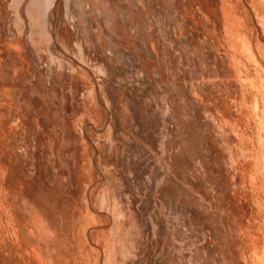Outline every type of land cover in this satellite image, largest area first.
<instances>
[{"label":"bare ground","instance_id":"1","mask_svg":"<svg viewBox=\"0 0 264 264\" xmlns=\"http://www.w3.org/2000/svg\"><path fill=\"white\" fill-rule=\"evenodd\" d=\"M38 2L15 14L4 7L8 0L0 3V159L8 166L0 185L20 192L10 206L5 201L10 209L0 210V264H137L141 253L133 242L142 245L146 233L159 235L147 262L162 256L158 263L168 264V248L183 243V264L187 258L210 264L217 250L231 264H264V0ZM107 49L109 58H123L117 70L127 84L124 123L101 134V108L86 68L110 76L116 63L107 60ZM152 120L165 131L172 126L176 143L169 134L161 138L157 126L152 130ZM197 129L203 141L195 140ZM56 133L60 143L53 149ZM188 144L206 155L212 172L193 170L181 151ZM71 157L82 197L63 243L51 201L55 173L60 182L67 178ZM142 159L151 162L145 167ZM51 160L62 164L59 172ZM102 160L118 164L111 175L125 190L113 188L123 210L115 214L116 238L119 226L107 235L106 221L91 225L100 198L108 197L97 192L89 173L102 169ZM176 179L200 197L183 194ZM66 250L72 263L60 259Z\"/></svg>","mask_w":264,"mask_h":264},{"label":"rangeland","instance_id":"2","mask_svg":"<svg viewBox=\"0 0 264 264\" xmlns=\"http://www.w3.org/2000/svg\"><path fill=\"white\" fill-rule=\"evenodd\" d=\"M13 1V2H12ZM23 1V2H22ZM33 1H34V3L35 4H38L39 2L38 1H40V0H8V5L7 4H4V0H0V3H3L4 4V7L5 8H7V9H9V11L11 10V11H13V14H15L16 13V9H18V10H21L26 4H27V2L29 3V2H32L33 3ZM36 1V2H35ZM42 1V0H41ZM145 1H148V0H145ZM13 3V4H12ZM18 5L17 7L18 8H16V6H13V5ZM21 4V5H20ZM9 5H10V8H8L9 7ZM27 5H32V6H34V4H27ZM26 5V6H27ZM40 4H38V5H35V6H39ZM8 6V7H7ZM20 6V7H19ZM24 7L23 9H26L27 7ZM30 6H29V8H30ZM31 6V7H32ZM15 8V9H14ZM19 8H21V9H19ZM249 8L247 7V10H248ZM189 10L191 11V10H193V11H191V13L193 14V12H194V15H196L197 14V12H196V10L194 9V8H189ZM15 11V12H14ZM248 12H250L249 10H248ZM251 16V22H252V24H258L259 26L262 24L261 23V20L260 19H258L259 21H257V19H256V17L253 15V14H251L250 15ZM253 18V19H252ZM254 21V22H253ZM259 23H261V24H259ZM264 23V22H263ZM254 26V25H253ZM154 30H151L150 32L152 33ZM243 35L244 34H246L245 33V31L243 30L242 32H241ZM50 34V33H49ZM259 34L260 35H262V36H264V33L262 32V31H260L259 30ZM51 35V34H50ZM51 38L53 39V42L54 43H56V41H55V36H52L51 35ZM130 43H132V42H130ZM135 44H137L136 42H134ZM139 45V44H138ZM131 47V45L130 44H127V47ZM129 47H128V49H129ZM141 46L139 45V49H141L140 48ZM49 48H50V46H49ZM131 48H133V47H131ZM131 51L130 52H132L134 49H130ZM118 49L117 50H115V52H117V55L119 54L118 53ZM108 49L105 51V53H104V55L106 56V57H108ZM120 55V54H119ZM131 55H132V53H131ZM135 55V54H134ZM72 56V55H71ZM141 56V55H140ZM73 57V56H72ZM111 58V57H110ZM109 57L107 58V60H109V62H111V59H110ZM117 58V59H116ZM116 58H114L115 59V62L114 63H116L115 65V67L113 68V70H112V73L110 74V76H108V77H104V76H100L99 74L97 75V73L95 72V71H93V73H92V69H90L89 70V68L87 67V65H86V69H87V71L91 74V76H92V79H93V83H94V86L96 87L95 88V91H96V93H97V95H98V105H100V108H101V110H102V112H101V110H100V113H101V121L100 122H98L101 126L103 125V131L101 132V134H103V133H105V132H107L109 129L107 128V126H109L110 127V129H111V127H115V128H120V126L124 123L123 122V115H122V113H121V99L123 98V96H124V90H125V88H124V86L127 84V82H126V80H124L123 79V77L124 76H122V75H120L119 74V72L121 71V68L119 67V69L117 70V66H119V65H123V58L121 57L120 58V56H119V58L118 57H116ZM114 59H112V60H114ZM118 60V61H117ZM121 61V63H120V61ZM117 61V62H116ZM120 64H119V63ZM193 63V62H192ZM192 63H188V62H186L185 64L186 65H191ZM83 64H85V63H83ZM190 68H193V66L191 67L190 66ZM112 75V76H111ZM98 76V77H97ZM112 77V78H111ZM108 78V79H107ZM110 79V80H109ZM165 81H167V82H171V81H173L172 79H171V81H170V79H165ZM103 87V88H102ZM118 90V91H121V98H118V96L116 97V92H115V90ZM154 94H156V92L154 93ZM163 97H165V95L163 96ZM151 109L150 108H148L147 109V112L148 111H150ZM150 113V112H149ZM106 114V115H105ZM116 114V115H115ZM116 116L117 117V119H119L120 121H119V123H116L115 124V118H113V116ZM108 116V117H107ZM107 118V119H106ZM149 118H151V116H149ZM92 120V119H91ZM113 120V121H112ZM111 121H112V123H111ZM88 122H89V120H88ZM92 123L94 122V120H92L91 121ZM107 124H106V123ZM118 122V121H117ZM152 122H153V120H152ZM97 123V124H98ZM105 123V124H104ZM110 124V125H109ZM112 125V126H111ZM153 126H154V129L152 128V130H155L156 131V126L158 127V131H160V137L162 138L165 134H169L168 136H169V138L171 137V141H172V144H175L176 143V140L173 138L174 137V134L173 133H175L174 132V130L172 129V126L169 128V129H166V131H165V129L163 128V127H160L159 126V123H156V124H154V122H153ZM198 126V125H197ZM106 129V130H105ZM173 130V132L172 131H169V130ZM165 131V132H164ZM196 131H198V133L196 134V137H194L195 138V140L197 139V140H200V141H203L204 140V138H203V136H202V133H200L199 132V130L197 129ZM173 134V135H172ZM57 135V136H56ZM55 136L57 137V139L55 140V143H57V144H55V145H53V149H56L57 148V146H58V144L60 143V140H59V137H58V134L56 133L55 134ZM140 142V141H139ZM173 147H175V146H173ZM59 148L60 149H62V147H60L59 146ZM191 148V149H190ZM201 151H204V148H201L200 149ZM181 151L183 152V154H187L188 155V159H189V161H190V163L193 165V170L194 171H197L198 170V172L199 171H202V172H206V173H208V171L209 172H212V170H211V168H209V165H208V163H206V155H203V154H200V153H198L199 152V149L197 150V149H195V148H192V146H189V144H188V146H183L182 147V149H181ZM198 151V152H197ZM185 152V153H184ZM69 155V154H68ZM67 155V156H68ZM71 156V155H70ZM200 156V157H199ZM69 157V156H68ZM202 157V158H201ZM205 157V158H204ZM73 158H74V156H73ZM73 158L71 157V163H72V165H71V163H70V168H67L66 169V171H64L65 173L68 171V173L66 174L68 177L66 178V177H63L62 179H61V182L59 181V176H58V173L56 174L55 173V176H54V180H56V182L54 181V185L56 186L55 187V194H53V197H52V207H53V214L54 215H56V216H54L53 214V216H54V222H59V224H61L60 226H59V229H58V233H60V235L62 236V239H63V243H65V238L64 237H66V235L68 234V232L69 233H71V228H70V225L75 221V223H76V218H75V213H74V206H75V202H78V200L77 199H79V197H80V195H81V197H82V190H80V189H82V184L80 183H77L76 181H79L80 182V180L79 179H75V178H78L76 175H75V173H74V175H73V172H75L74 171V167H73ZM135 158H133V160H130V163L132 164L133 162H135V160H134ZM90 161L92 160L93 161V163H94V160L93 159H89ZM126 160H127V158H126ZM143 160V164L145 165V167H147L149 164H150V162L151 161H148V160H146V159H142ZM91 161V162H92ZM147 161V162H146ZM3 161L0 159V182H3L4 180L3 179H5L6 180V178H5V173H6V171L8 170V166L3 162ZM35 162V161H34ZM51 162L55 165V167H54V169L57 171V172H59V169H62V164L59 166V165H57L56 164V162H55V160H51ZM107 162V161H106ZM105 161L103 162V160H102V165H100V167H102V169L100 168L99 170H97V171H94V172H92L91 170L89 171V173L91 174V175H93L94 177H96V183L97 182H99V184H96L95 182V184L93 183L92 185L94 186V187H97V192L98 193H100V194H103V195H105V192H103V191H107L106 193L108 194V197L105 195V197H103V200H102V198H100V206H101V211H100V213H99V215H97L96 217H93V219H92V223H91V225H95V226H97V225H100V221H106L107 222V224H108V226L106 227V228H104L103 230H102V232L104 233V234H107L108 235V232H110V229L112 228V230H114V228L115 227H118L117 229L115 228V230L113 231V235H114V237L116 238V236L118 235V232L117 233H115L117 230H119L120 229V221H119V219H118V217L117 216H115V214L116 213H122L123 212V210H122V206H120V208L121 209H119V207H117V204L116 203H114L115 201H113V200H118L119 201V199H120V201L119 202H117V200H116V202L117 203H122L121 202V197H117V195H116V193H113L114 191H116V190H118V189H116V190H113V188H114V186L115 185H117V187L116 188H120L121 189V186H120V183H116V182H118V181H116V179L113 177V175H111L112 174V170H113V168L115 169L116 167H118V164L116 165V163L114 164V163H110L109 162V164H108V162L106 163ZM123 162H125V159H124V157L122 156L121 157V159H120V162H119V166H120V168H123L124 167V165H123ZM201 162V163H200ZM136 163V162H135ZM133 164V165H138V164ZM197 163H199V164H197ZM204 165V167H203V165ZM6 165V166H5ZM208 167H207V166ZM35 166H37L36 165V162H35ZM72 166V167H71ZM123 166V167H122ZM134 166V168H137V166L135 167ZM141 166V165H140ZM95 168H97L96 166H94ZM138 167H139V165H138ZM206 167V168H205ZM111 171H110V170ZM117 169V168H116ZM69 171H70V173H69ZM102 171V172H101ZM149 171L150 172H153L154 171V168L152 167L151 169H149ZM55 172V171H54ZM111 172V173H110ZM2 173H4L3 175H2ZM135 173H137L138 175H139V170L138 171H136ZM70 174V175H69ZM98 174V175H97ZM57 175V176H56ZM2 176V177H1ZM98 176H99V178H98ZM58 177V178H57ZM2 178V179H1ZM70 178L73 180H71L70 181ZM67 179H69V180H67ZM100 179V180H99ZM115 179V180H114ZM68 182H66V181ZM75 180V181H74ZM99 180V181H98ZM236 183L238 184V185H240L241 184V177L240 176H237L236 177ZM60 183H62V184H59V182ZM113 181H114V183H113ZM176 181H178L180 184H181V186H182V189L184 190H182V189H180V191L183 193V194H190V193H192L193 192V194L196 196V197H200V194H198L197 192H194L193 190H191L189 187H188V185H184L183 184V182H181V181H179L178 179H176ZM4 183V182H3ZM77 183V184H76ZM113 183V184H112ZM212 183H214V180H212ZM65 184H67V185H65ZM79 184V187H77V185ZM119 184V185H118ZM65 185V186H64ZM73 185L76 187H73ZM96 185V186H95ZM106 188H105V187ZM64 187V188H63ZM4 188H5V190H4ZM104 188L106 189V190H104ZM108 188H110V189H108ZM10 189V190H9ZM58 189V190H57ZM115 189V188H114ZM2 190V191H1ZM4 190V191H3ZM17 190H18V192H17ZM108 190H111V191H108ZM124 189H121L120 191H121V193L122 192H124L123 194H125V190L123 191ZM189 190V191H188ZM0 192H2V193H0V203H1V206L2 205H4V206H2L1 208H0V210H7V209H10V205L12 204V199H14V197H17V196H19L20 195V192H19V188L17 187H13L12 185H10V184H7L6 185V187H3V186H1L0 185ZM5 192H6V194H5ZM14 192H16V193H14ZM39 191H37V193H38ZM189 192V193H188ZM9 193V194H8ZM19 193V194H18ZM3 194L5 195V196H3ZM8 194V195H7ZM16 194V195H15ZM39 195H40V193H38ZM37 194V195H38ZM80 194V195H79ZM111 194V195H110ZM113 194V195H112ZM3 196V198H2V196ZM7 195V196H6ZM10 195V196H9ZM38 195V196H39ZM103 195H101V197L103 196ZM187 195V196H188ZM110 196H113L115 199H111V198H113V197H110ZM135 196L136 197H140V195L137 193V194H135ZM153 197V196H152ZM3 200H2V199ZM6 198H7V200H6ZM12 198V199H11ZM43 198H45L46 199V196H41V199H42V201H44V199ZM5 199V200H4ZM88 199H90L89 198V194L87 195V202H88V204H89V206H90V209L92 210V207H91V202H90V200H88ZM107 201H106V200ZM110 199L112 200V201H110ZM141 199V198H140ZM153 199H154V197H153ZM5 201H6V203L9 205H7L6 203H5ZM47 201H48V199H47ZM109 201V202H108ZM141 201L142 200H140V202H139V204L141 203ZM90 202V203H89ZM200 202L201 203H204L205 205H207L208 207H209V205L207 204V203H205V202H203L202 201V198H201V200H200ZM10 203V204H9ZM79 203V202H78ZM77 203V204H78ZM107 203H109V204H107ZM102 204V205H101ZM177 205L179 204V202H177L176 203ZM44 205H46V203H44ZM105 205H107L106 207H104ZM111 205V206H110ZM163 205L165 206V204L163 203ZM139 206V205H138ZM137 206V207H138ZM6 207V208H5ZM8 207V208H7ZM102 207H104V209L105 210H107V211H105V210H103V208ZM107 207L109 208V210L107 209ZM172 207H173V205H172ZM5 208V209H4ZM122 210V211H121ZM104 211V212H103ZM111 211H112V213H111ZM216 211V210H215ZM110 212V213H109ZM114 212V213H113ZM11 218H12V220L15 218V216H16V212L15 211H13V210H11ZM107 217H106V216ZM14 216V217H13ZM64 216V217H63ZM66 216V217H65ZM113 216V217H112ZM60 217H61V219H63L62 220V222H61V219H60ZM73 217H74V219H73ZM97 218V219H96ZM113 218V219H112ZM71 219V220H70ZM98 219H99V221H98ZM71 222H70V221ZM97 220V221H96ZM115 220V221H114ZM67 221V222H66ZM108 221H110V222H108ZM61 222V223H60ZM63 222H65V223H63ZM118 222V223H117ZM10 222H6V225L8 226V227H10V228H12L14 225L12 224L11 225V223L9 224ZM71 223V224H70ZM116 223L118 224L117 226H116ZM58 224V225H59ZM97 224V225H96ZM90 225V226H91ZM65 226V227H64ZM67 226V227H66ZM62 228V230H61V228ZM127 227V226H126ZM65 230H64V229ZM203 228V227H202ZM201 228V229H202ZM184 231L186 230L185 228H182ZM98 230H99V228H96V229H92V231H96V232H98ZM101 230V229H100ZM107 230H109V231H107ZM64 233H67L66 235H64ZM99 233H100V231H99ZM154 236H149V234L148 233H146V235L145 236H143L142 237V239L144 240L143 241V244L142 245H138V239H136V240H134V244L136 245V247L137 248H139L138 250H139V253H141L139 256H138V258H137V264H159L160 262H162L164 259L162 258V256H161V258H158V259H156V261H158V262H154L155 260H152V262H147L148 261V258H149V251H152V253L154 254V252H155V249H156V247H157V239L159 238V235L158 234H153ZM203 239H204V237H202ZM187 243V242H186ZM205 243V241L204 240H202V242H201V244H204ZM183 244V243H182ZM182 244H181V246H180V244H178V248L179 249H177L176 247L177 246H174L173 248H172V246H170L169 248H168V251H166V253L168 254V252H170V254H169V258L166 260V263H168V264H183V261H182V259H185L186 258V254L185 253H183L185 250H183L181 247H182ZM113 245H114V243H113ZM60 246H62L63 247V245H60ZM141 248V249H140ZM171 248V249H170ZM175 248V249H174ZM143 249V250H142ZM187 249V248H186ZM132 250V249H131ZM172 252H171V251ZM191 250L193 251V250H195V246H192L191 247ZM96 253V251H93V254L95 255V253ZM61 261L62 262H64V263H72V261L73 260H71L72 258L71 257H69V255L71 256V254L69 253V251H61ZM144 254V255H143ZM190 254H191V252H190ZM147 255V256H146ZM142 256V257H141ZM194 256V255H193ZM140 258H142V259H140ZM144 258V259H143ZM147 258V259H146ZM175 258V259H174ZM223 258V253H222V255L219 253V251L217 250L216 252H214V253H212V260H211V262H210V264H231V262L229 261V260H227V259H222ZM140 259V260H139ZM70 260V261H69ZM144 260V261H143ZM145 260H147V261H145ZM161 260V261H160ZM145 262V263H144ZM185 263L186 264H191V259L190 258H187L186 259V261H185ZM101 264V263H100ZM118 264V263H117ZM200 264H205V262L204 261H201V263Z\"/></svg>","mask_w":264,"mask_h":264}]
</instances>
